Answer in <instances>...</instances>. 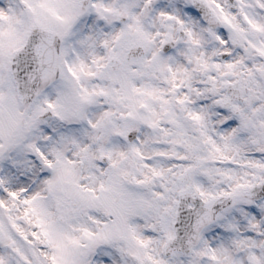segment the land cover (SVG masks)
Here are the masks:
<instances>
[{"label":"snow or ice","instance_id":"obj_1","mask_svg":"<svg viewBox=\"0 0 264 264\" xmlns=\"http://www.w3.org/2000/svg\"><path fill=\"white\" fill-rule=\"evenodd\" d=\"M0 264H264V0H0Z\"/></svg>","mask_w":264,"mask_h":264}]
</instances>
